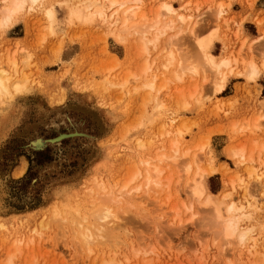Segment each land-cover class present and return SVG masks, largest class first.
Here are the masks:
<instances>
[{"label":"rangeland","instance_id":"obj_1","mask_svg":"<svg viewBox=\"0 0 264 264\" xmlns=\"http://www.w3.org/2000/svg\"><path fill=\"white\" fill-rule=\"evenodd\" d=\"M62 1L37 5L16 27L0 30L4 68L17 61L11 83H28L6 101L2 112L11 104L9 118L0 120V224L5 225L0 264L12 254L14 264H264V165L250 164L259 176L254 182L227 156L244 147L264 161V73L255 80L247 75L250 64L261 68L264 63V0H144L150 19L166 2L191 14L197 37L214 42L208 53L217 61L235 60L236 72L245 76H231L222 93H217L220 76L188 31L175 37L170 49L168 36L149 45L148 55L140 52L142 39L120 24L99 18L71 22ZM102 1L96 9L106 5ZM219 4L225 5L222 16ZM163 49L176 55L168 60ZM173 58L177 64L164 69ZM180 60L182 68L190 66L182 82L173 77ZM147 64L151 69L144 74ZM191 67L199 73L192 74ZM147 75L159 76L158 90L167 87L136 92ZM108 77L129 85L105 90ZM175 139L182 150L199 156L194 155L201 166H207L211 150L216 166L229 169L235 183L230 201L246 208L242 229H253L248 243L225 237L215 208L195 200L181 159L180 172L169 166L161 188L133 198L123 195L110 205L114 223L101 227L96 216L104 196L100 183L106 193H119L137 163L167 152ZM207 183L213 194L226 189L220 173ZM228 205L220 209L222 219L230 216Z\"/></svg>","mask_w":264,"mask_h":264},{"label":"bare ground","instance_id":"obj_2","mask_svg":"<svg viewBox=\"0 0 264 264\" xmlns=\"http://www.w3.org/2000/svg\"><path fill=\"white\" fill-rule=\"evenodd\" d=\"M48 1L49 0H0V30H10L16 27L20 16L24 12L34 9L37 5H44ZM102 2L106 3V5L104 4L102 7H100V9L95 8V6L98 7L97 5H100V0H92V1L85 2L86 7H85L84 2H79V3H82V5L78 3L74 4L73 0H64L60 4L66 5L68 7L71 22H75V21L88 22V21H93L96 18H99L101 21L105 23H109V24H110V21H112L110 25H114L115 27L116 25H119V24L120 26L122 25L121 27H123L125 31L128 30V32H131L132 35L136 36L138 41L142 39L140 43L142 42L141 44L143 45L141 44L140 45L142 46L141 48L144 51L141 48H139L141 49L140 52H143L144 54L146 53L148 55H149V49H148L149 45L151 44L157 45L159 42L162 41L163 38L168 36L167 38L168 43H169L168 48L170 49V46H172V41L175 37H178L179 35H182L185 32L187 33V31L189 34H191L192 31L196 32V28H197L196 26L198 25V23L196 24L194 22V18L192 17L191 14L187 15L185 13H181L172 4L167 3V2L164 3L162 6L159 5L161 7V8L157 7L159 8V10H157L156 8L154 9V11L157 10L156 13L155 12L153 13L156 15H154L153 18L151 16V19L147 15V12L152 14L151 11H147L148 8L150 9V7L146 8V3L144 0H103ZM85 8H87L88 10H92L94 8V12L88 14L87 9ZM224 8H225V5L219 4V10H218L219 16L223 15ZM46 12H47L48 18L50 20H53L55 15L52 9L47 8ZM175 30H177L179 33L173 34L172 36V32ZM170 32H171V35H169ZM149 36H153L151 37L152 39H149ZM213 43L214 42L211 40L205 41L203 44V47H201L200 45V49L202 53L204 54L206 64L215 73H217V75L220 76L217 93H222L225 90L227 83L230 80L231 76H245V73L243 72L241 73L238 71L236 72V69L234 68L235 60H233L232 58L226 56L224 59L217 61V58L215 56L209 54L208 51L211 49ZM166 49H163V52ZM169 49L166 50L165 52L167 54L169 53L170 55L164 54L168 58V60H169V57L171 56L173 57V55H176V53L174 54V51H173V55H171L172 50H169ZM177 57H180V56H177ZM9 58H6V60H8ZM174 60L176 59L173 58V60L171 61L175 63H172L171 61H169V64L168 63L163 64L164 69L169 70V68H171L172 66H175V64H177L176 62L177 60L176 61ZM181 62L182 61L180 60L179 63H180L181 68H179L178 66L179 69H177L176 70L177 72L175 71V73L173 74V77L180 82H182L184 78L186 77L187 75L186 70L188 68L190 69V66L189 67L183 66L184 70L186 67V70L184 73H182L183 70L181 72V69H183L182 65L184 64L183 63L181 64ZM8 63L10 62L8 61ZM10 64H11L10 69L9 67L4 68L2 58L0 57V115H1L0 120H5V121L8 120L9 112L11 111V104L9 103L10 106L8 107V109L6 111L3 110L2 112V109L4 107L6 108V104H7L6 101L11 102L9 101V99L13 97V93L16 91L17 93L22 92L23 87L26 84H28V83L25 84L24 82H22L21 85L23 84V87H21V85L19 84L20 83L19 82L20 80H19L16 82L14 81V84L16 86L15 85L13 86L11 82H12V79L15 78L14 75L15 74L17 75L16 73L18 70L16 69L17 61L13 60L11 61ZM149 64L146 65L144 74H147L150 71L151 67ZM191 68H193L192 69L193 71H191L193 72L192 74L199 73V71L196 70L198 67L197 68L191 67ZM224 68L227 69L228 71H222ZM250 69H251L250 74H247L248 78L252 80L258 79L264 73V63L261 65V68L256 66V64H250ZM179 72L181 74H178ZM146 77H147L146 79L143 78L145 79L144 83H142L140 87L138 86L136 87L135 89L136 92H140L142 90H150L154 92H159L167 87L168 83L162 85L160 89L158 90L157 88L159 87V84H158L159 76L158 75H153L151 77H148L147 75ZM135 78H137L138 80L139 77L135 76ZM105 82L107 83V85H105L104 87L105 90H108L109 88H112L115 86L123 88L129 85V80H126L122 84H115L109 77L105 80ZM12 90L14 91L12 92ZM147 100L149 102V100H151V96ZM255 144H257V142H255ZM181 145H182L181 141L178 139H175L173 140L171 144V148L167 149L168 150L167 152L160 153L153 159H143L140 161L139 164L137 163L136 166H134L133 172H131L128 180H126V182L123 184L121 183L122 186H121L119 193H117L115 190H111L108 193H106L108 188L105 187L104 183L99 182L102 185L101 191L104 192V196H102V192L97 193L98 196L100 195L102 196L101 201L98 197L99 202H102L100 204L102 205L100 206L102 208L99 207L100 209H98L96 213L97 219L99 220L101 227L103 228L107 225H111L114 223V219L116 218V215L113 213L112 208H110V205L115 204V203H120L122 201V198H120L121 196L126 195L130 198H133V196L135 195L137 196V194L139 193L143 194V193H146V191L150 192L157 188H161L167 179V176H166L167 168H169V166L171 168L172 165L177 166L179 164L181 165L182 163H184L186 164L185 166H183L184 172L182 170L181 172L186 173L187 180L189 179L188 177L191 176L190 178L191 180L187 181V183H188V189L190 190L192 196L195 198V200H198L199 202H201L203 206L215 208L217 212V217L220 220L222 227H223L222 233H224L225 237L238 238L240 244L245 245L250 240V234L253 229H242V226H241L242 221L246 219L249 215L248 213H245L246 208L244 206H238L236 203H232L230 201L231 195H232L230 189L234 187L235 183H233V180L230 178L229 169L225 165H224L225 168L224 167L221 168L222 165L219 166L220 168L216 166V158L211 150L209 152L210 155H209L207 166L203 167L198 163V160H197L198 155L193 154L192 156L189 150H186V149L182 150V147H180ZM138 146L140 148H145L146 142L140 141ZM194 155H197V156H194ZM227 156L230 159L234 160V163L237 166V168L239 169L243 168L245 169L244 171H247L249 173V177L250 179H252L251 181L257 182V177L259 176L257 173H255L253 168L250 167V164L260 163V165H264V161H262L260 158H257L254 155V150H248L244 147H239V149L236 148V149H233L232 151L230 150V152L227 153ZM189 158H192V160L189 161L188 160ZM183 160L186 162H183ZM179 161L182 163H180ZM169 162L171 163V165ZM175 166H174L175 170L178 167L177 170L179 169L178 172H180V166H177V167ZM24 170L25 169L23 168L19 174L22 175ZM218 173L224 176L226 189H224L220 193L213 194L208 190L207 182L210 177ZM100 184L98 185L101 186ZM247 194H249L250 197H253V195L250 193L249 185L247 189ZM226 203L229 204L227 211L230 216L227 219H222L220 209ZM59 204H61V202ZM61 205L63 206V204ZM64 206H66V204ZM67 206L65 208H67L68 210L71 209ZM61 213L62 211L60 212V215L63 216ZM2 227L4 228L5 225L0 224V228ZM93 228L97 230L96 227L93 226ZM90 237H91L90 233L89 235L87 234L84 236V238H88V239ZM17 253H20V250H18ZM15 256L16 254L10 255V257L8 258L7 264H14Z\"/></svg>","mask_w":264,"mask_h":264},{"label":"snow or ice","instance_id":"obj_3","mask_svg":"<svg viewBox=\"0 0 264 264\" xmlns=\"http://www.w3.org/2000/svg\"><path fill=\"white\" fill-rule=\"evenodd\" d=\"M238 34H239V32H238ZM191 36L194 39L196 44H199V45H201V47H203L204 41L197 37V34L195 31L191 32ZM260 39H261V41H264V35H261ZM252 43L255 44V43H257V41L253 40ZM261 58L264 59V46H262Z\"/></svg>","mask_w":264,"mask_h":264},{"label":"crops","instance_id":"obj_4","mask_svg":"<svg viewBox=\"0 0 264 264\" xmlns=\"http://www.w3.org/2000/svg\"><path fill=\"white\" fill-rule=\"evenodd\" d=\"M225 5L229 6L230 7V4L229 3H225ZM261 10L264 11V4L261 5ZM234 10V9H233Z\"/></svg>","mask_w":264,"mask_h":264}]
</instances>
